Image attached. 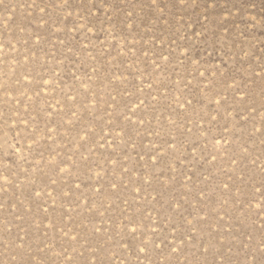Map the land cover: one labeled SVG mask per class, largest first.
<instances>
[{"label": "rangeland", "instance_id": "obj_1", "mask_svg": "<svg viewBox=\"0 0 264 264\" xmlns=\"http://www.w3.org/2000/svg\"><path fill=\"white\" fill-rule=\"evenodd\" d=\"M262 260L264 0H0V264Z\"/></svg>", "mask_w": 264, "mask_h": 264}, {"label": "snow or ice", "instance_id": "obj_2", "mask_svg": "<svg viewBox=\"0 0 264 264\" xmlns=\"http://www.w3.org/2000/svg\"><path fill=\"white\" fill-rule=\"evenodd\" d=\"M141 251H143V249H141ZM261 264H264V260L261 261Z\"/></svg>", "mask_w": 264, "mask_h": 264}]
</instances>
